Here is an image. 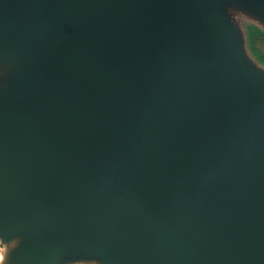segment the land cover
Returning a JSON list of instances; mask_svg holds the SVG:
<instances>
[{
	"label": "water",
	"instance_id": "95a60500",
	"mask_svg": "<svg viewBox=\"0 0 264 264\" xmlns=\"http://www.w3.org/2000/svg\"><path fill=\"white\" fill-rule=\"evenodd\" d=\"M264 0H0V264H264Z\"/></svg>",
	"mask_w": 264,
	"mask_h": 264
},
{
	"label": "rangeland",
	"instance_id": "374dc122",
	"mask_svg": "<svg viewBox=\"0 0 264 264\" xmlns=\"http://www.w3.org/2000/svg\"><path fill=\"white\" fill-rule=\"evenodd\" d=\"M243 27L246 30L247 50L249 51V53L251 54V56L255 60H257L260 64L264 65V63L257 57V55L253 51L252 41H251V33H250L251 29H255V30L259 31L260 33L264 34V29L261 26H259L258 24L252 23V22H248V21H244ZM3 251H4V246L0 243V259H1V255L3 254Z\"/></svg>",
	"mask_w": 264,
	"mask_h": 264
},
{
	"label": "trees",
	"instance_id": "16d2710c",
	"mask_svg": "<svg viewBox=\"0 0 264 264\" xmlns=\"http://www.w3.org/2000/svg\"><path fill=\"white\" fill-rule=\"evenodd\" d=\"M252 48L257 57L264 63V34L255 29L250 30Z\"/></svg>",
	"mask_w": 264,
	"mask_h": 264
}]
</instances>
